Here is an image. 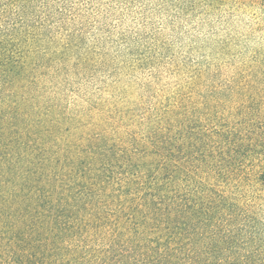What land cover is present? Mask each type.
<instances>
[{"label": "trees", "instance_id": "1", "mask_svg": "<svg viewBox=\"0 0 264 264\" xmlns=\"http://www.w3.org/2000/svg\"><path fill=\"white\" fill-rule=\"evenodd\" d=\"M87 11L0 0V264H264V74L143 81Z\"/></svg>", "mask_w": 264, "mask_h": 264}, {"label": "rangeland", "instance_id": "2", "mask_svg": "<svg viewBox=\"0 0 264 264\" xmlns=\"http://www.w3.org/2000/svg\"><path fill=\"white\" fill-rule=\"evenodd\" d=\"M124 1L86 0L90 16L83 22L88 25L84 30L91 32L98 19L95 29H109L115 39L119 33L130 35L140 50L152 46L155 59L135 75L143 81L155 69L160 85L168 88L190 82L186 76L198 72L216 76L219 84L228 82L233 74L253 79L264 74V0ZM95 11L100 14L93 19ZM240 94L247 95L248 103L256 95H264V87ZM223 103L226 118L235 106ZM250 106L234 111L240 115L249 112ZM254 109L260 110L261 105L257 102Z\"/></svg>", "mask_w": 264, "mask_h": 264}]
</instances>
